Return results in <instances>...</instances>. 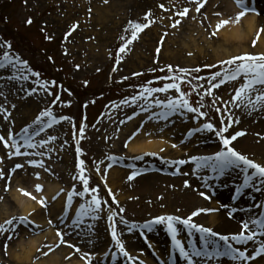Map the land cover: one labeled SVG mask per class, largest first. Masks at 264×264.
Listing matches in <instances>:
<instances>
[{"label": "rangeland", "instance_id": "rangeland-1", "mask_svg": "<svg viewBox=\"0 0 264 264\" xmlns=\"http://www.w3.org/2000/svg\"><path fill=\"white\" fill-rule=\"evenodd\" d=\"M210 1L207 0L198 13L196 8L202 0H0V62H3V66H0V136L9 145L6 147L4 141H0V175L22 162L27 165L25 169H30L35 175L38 169L36 165L41 162L44 166L48 161H51V166L64 164L63 172L70 179V188L64 186L66 192L69 191L64 214L69 221L70 218L72 220L61 227H56L55 224L51 226L56 238L52 242L56 243L55 251L61 248L69 251L62 258L63 264H70L72 259L81 261L82 264H95L94 259L100 260L99 252L105 248L114 252L117 257L121 256V261L126 264H150L147 261L165 264L166 246H170V249L174 247L167 224H152L151 230L144 225L159 217L185 219L184 216L190 211L184 206L178 207L171 199L166 201V196H178L183 190L196 185L194 188L199 189L196 198L204 203L203 207H209L208 202L214 201L218 208V205H223L214 190L217 185L228 183L233 192L243 182V176L245 178L239 169H227L223 173L213 171L211 167L200 169L193 160L194 157H213L224 150L218 135L224 127H228V132L224 133L227 138L243 132L244 135L237 137L231 147L264 166V120H261L264 119V104L257 103L253 109L243 104L237 106L239 102L232 100L235 89L242 85L244 77L222 83L208 94L214 74H223L226 70L235 68V65L223 64V61L246 54L259 56L264 51L257 49V43L253 46L256 42L255 35L249 41L252 51L217 60L211 53L209 43L220 42L216 25L222 21L220 13L225 10V5H218L216 2L219 0H213L214 6L207 10ZM251 1L259 10L257 33L261 35L264 33L261 31L264 30V12L260 9L264 10V0ZM95 4L105 8H110L113 4L116 6L110 9L112 12L106 16V21L98 22L95 21ZM186 8L189 9L187 16L178 14ZM211 18L217 19L213 27L209 23ZM233 19L234 17H230V21ZM133 22L150 26L138 34V39L129 44L124 53H120V48L131 39L130 24ZM173 24L177 26L173 27ZM200 29L204 31V35L198 33ZM179 31L184 33V43H180ZM214 32L216 35H213ZM5 56L10 63L4 61ZM197 69L201 72L196 73ZM219 82L220 77L211 81ZM170 84H178L179 91L175 88L154 91ZM262 88L264 86L256 85L257 90ZM145 89L149 91L146 92ZM257 94V91H252L247 99L255 100ZM182 95L199 112L195 116L189 114L193 120L194 135L185 136L191 128L177 133V138L188 145L186 150L179 151L177 146L171 145L167 152L157 155L138 158L122 156L124 141L131 133L127 130L132 121L140 118L139 123L145 124L146 117L145 122L150 127L156 128L157 123H161L163 129L169 126L171 129L175 128V124L183 119V111H189L186 107L179 110L168 105L169 101L181 100ZM156 106L160 110L154 112ZM46 111H50L52 117H44L38 124L37 121ZM203 120H206L205 124H212L214 131H208L204 125L200 127ZM49 122L52 123L51 128L47 127ZM25 129L29 131L25 132ZM36 131H39V135L35 134ZM13 141L15 146H19L21 155L15 154ZM240 141L245 144L240 145ZM27 142L37 147L28 148ZM174 145H177V141ZM177 151L180 152L178 155L175 153ZM25 152L28 155H24ZM81 160L85 166L84 179L88 181L87 193L84 179L80 178ZM179 161L184 163L178 164ZM108 164L117 166L125 175L122 177L121 187L116 189L121 200L99 180V173L104 174L112 169V166L105 169ZM139 170H145L142 175L144 177L157 175L161 178L155 176L150 181H144L149 185L140 192L127 191L123 183L131 182L128 177ZM160 171H169L172 176H162ZM249 172L254 170L250 169ZM231 174H235L234 179L226 180ZM10 176L7 185L0 180V208L5 201H10V208L14 207L7 192L14 178L19 177L18 180H21L28 174L23 173L21 165ZM166 177L174 181L166 182ZM26 180L23 178L25 184ZM254 182L257 187L252 186L254 188L249 191L247 189L240 201L245 196L251 197L246 194L253 191L256 197H252L251 207L258 210L257 205L264 197V183L259 179ZM73 190L78 191V194L73 197L69 207L68 198ZM201 193L208 198L205 199ZM93 196L101 200L100 206L105 203L107 208H114L113 212L118 217L114 219L115 229L129 254L127 257L111 236L112 230L102 208L98 213L89 210L82 217L89 213L104 218L107 236L103 245H106L93 254L84 255L77 249L78 242L71 235L83 226V222H78V218L81 219L79 212L85 206L91 207ZM220 209L224 213H231L227 208ZM205 210L206 215H219L217 210ZM257 216L256 214L254 219ZM17 218L15 215L11 219L0 221V226L7 229L0 232V264H16L7 257L4 245H15L19 236L25 232L32 236L46 233L45 228H35L37 222L29 218L24 221L18 218L15 221ZM9 220L12 221L11 225L6 223ZM242 223L244 222L236 223L240 230ZM48 224H51L50 221ZM206 224L207 222L201 226L208 228ZM176 228L177 239L189 247L184 239L189 229L181 224H177ZM250 228L259 232L254 225ZM10 232L11 236H8ZM57 233L61 235L58 236ZM260 237L258 234L255 239L259 241L247 242L245 245H238L231 240L229 243L232 247L236 245L238 251H244L246 256H251L264 243V236L261 237L262 240ZM127 240L137 243L134 249H127ZM43 242L49 243L48 239ZM41 247L37 251H41ZM157 247L161 248L160 253L155 251ZM225 261L230 264L238 262L223 257V263Z\"/></svg>", "mask_w": 264, "mask_h": 264}, {"label": "bare ground", "instance_id": "bare-ground-1", "mask_svg": "<svg viewBox=\"0 0 264 264\" xmlns=\"http://www.w3.org/2000/svg\"><path fill=\"white\" fill-rule=\"evenodd\" d=\"M210 2L211 3L208 4L207 6V10H210L212 8V5L214 6L215 1L211 0ZM247 2L249 1L243 0V5ZM222 3L223 6L225 5L224 7L225 10L220 13V19L230 20V17H234V19L232 20V23H229L227 26L220 29L219 32L217 33L220 42L213 41L212 43H209L210 45L209 48L211 49L212 51L211 53L214 55V57L217 60H221V59L224 60V59H229L231 57H235L236 54L238 53L243 54L248 51H252L249 47V41L252 38H255V35L256 38L254 39V41H257V37H259V41L257 43V49L264 51V33L261 35L257 33L259 14L256 12L253 14L246 12V15L240 20V22L236 23L235 17L241 11V8L237 7L235 0H226L224 2L218 1V3L216 2V4L218 5L220 4L222 5ZM114 4L110 6V8L101 7L95 4L94 6V13L96 17L95 21L98 22L106 21V16L112 12V10L110 9L116 6V5L114 6ZM243 9L245 10L244 7ZM225 11H227L230 15ZM260 11L264 12L262 8L260 9ZM216 20L217 19L215 20L212 18L209 19V23L211 27L214 26L215 22H217ZM198 33L203 34L204 31L200 29ZM178 37L182 41L180 43H184L183 40L184 33L179 31ZM176 102L178 103V106L175 108L182 110V108L184 107L182 105V101L180 102V100H177ZM158 110H160L159 107L157 106L154 107V112H157ZM183 112H184L183 119H181V121L187 120V122L190 121V123L181 122L178 120L179 123L175 124V128L173 129L170 128L171 126H169L166 129H163L161 123H157L156 128L153 126L150 127L149 124L145 122L146 117L145 119L144 117L142 118L144 119L145 124L139 123L140 118L138 120L132 121L127 130L130 131L131 133L130 135H127L124 141L125 147L122 150V156L138 158L141 156L157 155L167 152V149L171 145L173 147L177 146L179 148V149L177 148V150L179 151H182V149L183 151L186 150L188 145L186 144V142H182L180 139L177 138V133L178 131L183 132L189 130L190 128L191 131H188L186 133H191L192 131H194V129L192 124L193 120L190 118L189 115L191 114V112H187V111H183ZM202 126L203 125L201 124L200 127ZM130 136L133 137L131 138ZM176 141H177V145H174ZM239 143L240 145L245 144L244 141H240ZM175 153L178 155L180 152L177 151ZM178 164L180 163L178 162ZM46 166L48 167V169H51L52 177L43 176L44 174L41 175L38 172L36 174L39 175L38 178L35 174L28 172V177L27 176L23 177L24 179H27L26 184L23 182V178L21 180H18L19 177H16V179L14 178V181L12 182L13 184L12 186H10V190L7 192L9 200H11L14 207L10 208L9 205L10 201L9 202L5 201V204L0 208V221L11 219L13 216L16 215V217L18 218L27 217L32 221L37 222L35 228L38 230H41L42 228L43 230L44 228L46 229V233L44 232V234L37 236H32L25 232L19 236L15 245L13 246L4 245V250L5 253L7 254V257L16 264H40V263L63 264L62 258H65V255L69 254L68 253L69 251L64 250L62 248L61 249L59 248L60 250H58L57 252L55 251L56 243L53 244L52 242H55L56 238H55V232L53 231V229H51V226L52 224H55L56 227H61V222L65 220V216H63L64 215L63 207L66 199V192L63 189H65V187L68 189L70 188L69 185L70 179L68 178V175L63 172L64 164L57 163L56 166L51 167V161H48L46 162ZM41 172H43V169ZM11 173H12V168L6 170L5 173L0 175V180L2 179L4 184L7 185ZM98 176L100 182H102V185L111 188V191L115 192L117 197L121 200L122 197L119 193H117L116 189L121 187L122 177L125 176L124 173L121 170H119L117 166H113L112 169L109 170V172H105L104 174L99 173ZM155 176L159 177L157 175H147L145 177L138 176L132 179V181L129 183L124 182L123 185L126 187V190L129 192H140L142 191V188L144 189L146 188L147 185H149L144 181L146 180L150 181V179L155 178ZM234 176L235 174H231L229 175L228 178H226V180H229L230 178L234 179ZM240 177L241 176L239 175V178ZM166 178H167L165 179L166 182L172 183L174 181L171 180L170 177H166ZM242 179L244 181L245 179L244 176ZM37 185H41L43 190L37 192L36 191ZM194 187H196V185ZM194 187H188L187 189L183 190L182 193L178 196L172 197L167 195L165 200L169 201L171 199L176 203L178 207L184 206L185 208H187V210H190L187 213V215L184 216L185 219L192 216V214L194 212H197L198 210H204V211H200L199 215L194 216L192 218V222L195 224L196 223L199 224L198 226H201L203 225V223L207 222L206 227L212 229V231L218 233L219 235L232 236L240 233L241 230L239 227L237 228V224H236L237 221L248 222L250 226H253L251 225V220L254 219V216L257 214V210L251 207L252 197L254 196L256 197V194L253 193V191L248 192L246 195H249L251 197L245 196L244 200L239 201L237 203L236 206H238L239 208H236V206L232 205V203H234L233 197L235 196L236 189L233 190L234 192H232L230 184L228 183H226V185H219V186L217 185V187L214 190L216 196L219 198V200H221L223 206L221 207L220 205H218L217 208V204H215L214 201H212V202H208L209 207H206L208 209L211 208L213 210H217L219 215L215 216V215H206V210H205L206 208L203 207L204 203H202L196 198V196H198L199 189ZM252 188L254 187H251L249 189L252 190ZM24 192L30 193L31 196H35L36 199H31L30 196L24 195L23 194ZM230 195L231 197L229 198ZM242 198L243 196H241L240 199ZM41 199H43L46 204L43 207L39 203V200ZM228 206H232V208H229ZM40 207H42L41 211L39 210ZM100 208L104 209L105 216L110 222L109 224L111 226L110 228L112 229L113 227H115L114 226L115 221L112 218L113 216L112 210L108 209L106 204H102ZM220 208H223L224 210L227 208V211L230 210L231 215L224 213ZM74 209H76V207H74ZM45 211H46V216H44ZM260 214H258V217L260 216ZM262 216L264 217V212ZM93 217H97V218L93 219ZM18 218L15 219V221H17ZM82 218H83V224H82L83 226L79 230H77L76 233L71 235V237L78 242L77 249L80 252H82L84 255L85 253L93 254L95 251H98L97 249H101L102 246L106 245V244L103 245V243L105 242V238L107 236L106 223L104 222V218L102 216H99L98 214L93 215L87 213ZM48 221H50L51 224H48ZM68 222L70 223V221L66 219L64 223H68ZM121 231L123 233H126L123 229ZM26 234L27 236H24ZM197 234L201 236L200 233L197 232ZM8 236H11V232L9 233ZM200 236L198 241L199 248L195 250H201V248L204 246V242L200 239ZM260 236L262 237V235ZM124 237L129 238V236H124ZM261 237L260 240L263 239ZM44 239L45 240L48 239L49 243L43 244L45 243L43 242ZM208 239L215 241V244L217 246H221V242L217 237H209ZM134 242H135L134 240L133 242L127 240V249L129 250L132 248L134 249V245H137L136 242L135 244H133ZM184 246L185 245H183V247ZM40 247H41V251H37L38 249H40ZM166 248H167V252H166L167 254L164 260H166L169 255L168 245L166 246ZM184 248L189 253L192 252L193 250V248L192 249H188L186 247ZM220 248H221L220 250L222 251L223 246H221ZM205 250L211 252L210 247ZM155 251H157V253H160L161 248L157 247ZM111 253L112 252L110 250H107L106 248L102 249L99 252V254H101V259L97 260L95 258L94 263L95 264H126V262H123L121 260L114 258L111 259L112 258ZM221 257L223 256H220L219 259H217V257H212L211 259H209L208 257H192V260H193V264H230L226 261L224 263H220ZM228 258L231 259L230 257ZM181 260H182L181 262H185V263L187 262L184 258H181ZM233 261L236 262V260ZM70 262H71L70 264L83 263L81 261H77L76 259H72ZM147 262L152 264L150 261ZM240 262L238 261L237 264H264V256H262L261 258H256L255 260L247 259Z\"/></svg>", "mask_w": 264, "mask_h": 264}, {"label": "snow or ice", "instance_id": "snow-or-ice-1", "mask_svg": "<svg viewBox=\"0 0 264 264\" xmlns=\"http://www.w3.org/2000/svg\"><path fill=\"white\" fill-rule=\"evenodd\" d=\"M107 2V0H105ZM207 0H202V2H199L198 7L196 8V12H200V10L205 6V3ZM237 7L241 8V11L238 13V15L235 17V22L239 23L240 20L246 15V11L243 9V0H235ZM189 12V9H184L183 12L178 13L181 16H187ZM151 13L148 14L150 16ZM148 16L145 17V19H148ZM31 23V21H28ZM229 23H232L230 20H222L220 23L216 25L217 31L227 26ZM150 24H139V23H131L130 29L132 30L131 39L127 40V42L124 44L123 47L120 48V53H124L125 50L128 48V45L131 44L133 41L138 39V34L142 32L146 27H149ZM177 24H173V27H176ZM75 27V26H74ZM127 31V30H126ZM264 32V30H261ZM213 35H216L214 32ZM259 37H257V41L254 42L253 46H256V43H258ZM159 51V50H158ZM4 61H9V58L7 56L4 57ZM10 63V61H9ZM223 64H227L229 66L235 65V68H231L230 70H226L223 74L217 72L211 77V81H215L217 77H220L219 83H211V87L209 89L208 94L211 93V90L214 88L220 87V84L225 83L227 81H235L239 79L240 77H244L242 85L235 89V95L232 97L233 102H239L237 106H240L243 104L245 107L251 106L253 109H255V106L257 103L264 104V88L257 90L256 85L264 86V54L256 56L251 54H246L243 56H237L231 60L223 61ZM0 66H3V62H0ZM199 71V69H197ZM169 88H175L177 91H179V85L178 84H170L166 88H158L154 91L162 92L167 91ZM145 91H149L148 89H145ZM252 91H257V95L255 97V100L247 99L248 94ZM247 99V103L245 104V100ZM182 104L184 107L187 108L189 112H195L197 111L195 108H192L189 106L188 100L183 99V95L181 96ZM169 107L175 108L178 106L177 102L169 101ZM44 117H52V113L50 111H46L41 117L40 120L37 121L39 124L42 120H44ZM238 122V121H236ZM48 128L52 127V123L49 122L47 124ZM205 129L208 131H214V127L212 124H206ZM25 132H28L29 129H25ZM228 132V127H224L218 135L220 136L223 144V149L220 151L217 155L213 157H203V158H197L194 157L193 160L197 163V168L203 169V168H209L211 167L213 171H219L223 173L227 169H240L244 175L245 179L243 181V188H249L253 186V182L256 179H259L261 183H264V166L255 163L254 161L250 160L247 156L242 155L238 151H236L233 147H231L233 141L237 139V137L244 135L243 132H237L235 135L231 136L230 138H227L224 136V133ZM36 135H39V131H36ZM54 139V138H53ZM0 141H4L5 146L8 147V142L5 140L3 136H0ZM13 146H15V141H13ZM28 148H35L37 145L32 144L31 142H27ZM40 147H43V145H40ZM15 154L21 155L19 146H15ZM24 155H28L27 152L23 153ZM179 163L183 164L184 161H179ZM38 167H43V163H39L36 165ZM17 168L21 167V165H17ZM252 169L254 172H249V170ZM84 171L85 166L84 162L80 161V178L84 179ZM135 175V174H134ZM134 175H130L128 177L129 180H132L134 178ZM39 178V177H38ZM185 186L187 187V183H185ZM84 188L85 193L88 192V181L84 179ZM42 186L37 185L36 191L40 192L42 191ZM98 192V190H93ZM242 189L237 188L236 189V195H241ZM26 196H30L31 199H36L35 196H31L30 193L24 192L23 193ZM77 192L73 190L71 195L68 198V206L71 207L72 205V197L76 196ZM202 196H204L203 193H201ZM205 199H207V196H204ZM236 197H233L235 199ZM39 203L41 206H45V201L43 199L39 200ZM100 205L101 200L97 196H93L91 200V207L85 206L80 209V216L82 217L87 211H100ZM257 207H262L261 205H257ZM200 211L204 210H198L197 212H194L192 216L188 217L187 219H180L178 217L168 216V217H159L154 221H151L149 224L144 225L145 228H148L151 230L152 224H167V230L171 234L173 245L176 249L179 250V254L182 258H184L187 261V264H193L192 257H208L211 259L212 257H220V256H228L233 260L239 259L241 261L247 260V259H256V256H260L264 254V243L260 244V247L258 249H255V256H246L244 251H238L237 249L232 247V244L229 243V241H235L237 244H246L249 241H254V237L259 235H264V219H252L251 225H254L256 229H259V232L253 230L250 228V225L248 222H244L241 224V231L238 234L232 235V236H226V235H219L218 233L212 231L210 228H205L203 226H198L197 224L192 222V218L196 215L200 214ZM231 215V213H229ZM97 217H93L95 219ZM22 221L27 220V217L21 218ZM78 222L82 223V219L78 218ZM8 225L12 224V221H6ZM51 223V222H50ZM177 224L183 225L185 228L191 230H195V232H198L201 234L200 239L204 242V246L201 248V250H195L193 249L192 252H188L185 250V248L181 245V242L179 239H177V232L178 229L176 228ZM134 227V226H133ZM7 231L3 226H0V232ZM57 235H61L60 233H57ZM112 237L115 241V243L118 245L120 251L124 254V256H128V252L125 251V245L121 242L120 236L117 233L115 227L112 229ZM209 237H217L220 241H223V250L221 251L220 248L215 244V241L209 240ZM211 248V252L205 250L207 248Z\"/></svg>", "mask_w": 264, "mask_h": 264}]
</instances>
